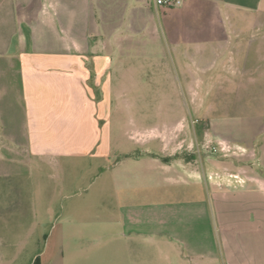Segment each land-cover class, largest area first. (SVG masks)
Returning <instances> with one entry per match:
<instances>
[{
  "label": "rangeland",
  "instance_id": "rangeland-1",
  "mask_svg": "<svg viewBox=\"0 0 264 264\" xmlns=\"http://www.w3.org/2000/svg\"><path fill=\"white\" fill-rule=\"evenodd\" d=\"M108 53L135 59L132 51ZM2 62L0 264H41L39 253L47 246L46 258L53 250V260L86 250L94 264H116L115 257L105 255L116 252L123 254L117 264H242L247 254L264 248L259 234L244 225L242 209L217 215L203 179L196 183L199 179L183 171L178 160L194 157L171 153V136L184 135L192 124L188 136L201 142V153L218 156L224 165L220 186L229 174H238L244 182H233L229 190L240 189L262 170L257 146L226 134L228 140H216L201 119H243L230 110L225 92H211L207 82L181 80L171 66L115 65L122 74L109 76V94L92 99L102 144L90 147L82 137L59 152L49 141L51 124L38 147L29 144L17 65ZM79 100L69 108L81 121L87 106ZM220 140L224 150L207 147Z\"/></svg>",
  "mask_w": 264,
  "mask_h": 264
},
{
  "label": "crops",
  "instance_id": "crops-1",
  "mask_svg": "<svg viewBox=\"0 0 264 264\" xmlns=\"http://www.w3.org/2000/svg\"><path fill=\"white\" fill-rule=\"evenodd\" d=\"M109 50L132 51L135 59H114ZM0 59L17 65L29 144L38 147L51 124L49 141L59 152L82 137L90 147L102 144L92 99L109 94V76L122 74L115 65L171 66L181 80L207 82L211 92H225L230 110L243 121L214 115L201 119L208 121L216 140L226 134L257 146L255 159L262 170L240 189L220 186L209 178L219 175L220 158L201 153V142L188 136L192 124L184 135L171 136V153L191 154L194 160L180 158V167L199 179L196 183L203 179L217 215L242 209L248 232L259 234L264 245V0H182L177 7L155 0H0ZM78 99L87 106L84 121L70 112ZM47 249L39 253L41 264L54 255L53 250L46 258ZM105 255L115 257L117 264L123 254ZM90 256L86 250L69 251L67 260L61 255L51 264H94ZM243 262L264 264V248L247 254Z\"/></svg>",
  "mask_w": 264,
  "mask_h": 264
},
{
  "label": "built area",
  "instance_id": "built-area-1",
  "mask_svg": "<svg viewBox=\"0 0 264 264\" xmlns=\"http://www.w3.org/2000/svg\"><path fill=\"white\" fill-rule=\"evenodd\" d=\"M155 2L157 5H161L164 7H177L181 5L182 0H155ZM207 147L216 152L218 150H224L226 148V144L225 141L220 140L215 144L208 145ZM211 177H213L217 182H219V180L221 179V176L218 174L209 176V178ZM233 182L242 184L244 180L238 174H229L225 180V184L231 186Z\"/></svg>",
  "mask_w": 264,
  "mask_h": 264
},
{
  "label": "trees",
  "instance_id": "trees-1",
  "mask_svg": "<svg viewBox=\"0 0 264 264\" xmlns=\"http://www.w3.org/2000/svg\"><path fill=\"white\" fill-rule=\"evenodd\" d=\"M175 156H178V154H176Z\"/></svg>",
  "mask_w": 264,
  "mask_h": 264
}]
</instances>
